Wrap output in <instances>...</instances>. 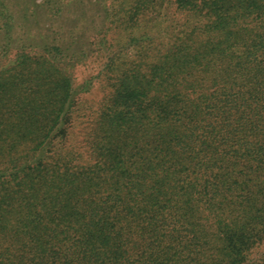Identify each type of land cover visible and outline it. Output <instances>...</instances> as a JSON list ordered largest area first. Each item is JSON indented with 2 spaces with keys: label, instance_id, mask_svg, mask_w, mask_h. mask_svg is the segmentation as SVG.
Returning a JSON list of instances; mask_svg holds the SVG:
<instances>
[{
  "label": "trees",
  "instance_id": "trees-1",
  "mask_svg": "<svg viewBox=\"0 0 264 264\" xmlns=\"http://www.w3.org/2000/svg\"><path fill=\"white\" fill-rule=\"evenodd\" d=\"M0 264H264V0H0Z\"/></svg>",
  "mask_w": 264,
  "mask_h": 264
},
{
  "label": "rangeland",
  "instance_id": "rangeland-1",
  "mask_svg": "<svg viewBox=\"0 0 264 264\" xmlns=\"http://www.w3.org/2000/svg\"><path fill=\"white\" fill-rule=\"evenodd\" d=\"M10 12H13L14 17L16 18V22L23 21L22 16L24 12L32 13L31 7H29V4L26 2L19 3V4H13V6L10 7ZM40 11V7L37 8ZM36 9V11H37ZM41 12V11H40ZM38 14V11L36 12V16ZM22 23V22H20ZM22 27L16 28L14 27V31L12 32L13 39H15V42H27L28 40L31 41L33 36L35 35V32L33 31V28H28L26 24L22 23ZM26 33L24 34L23 32ZM30 38V39H29ZM14 42V41H13ZM101 66V59L95 58L92 59L88 64L80 65V67L77 69V80L78 81H91V89L89 92L85 93L80 100H83L82 102L93 104L103 96L102 94V78L99 77L98 79L92 78L91 75L94 74ZM80 131V130H79ZM29 145V144H28ZM26 141L21 142L18 147L24 148L28 147Z\"/></svg>",
  "mask_w": 264,
  "mask_h": 264
}]
</instances>
